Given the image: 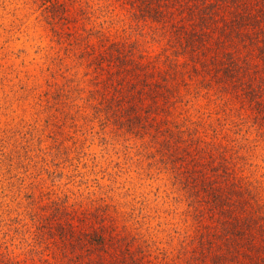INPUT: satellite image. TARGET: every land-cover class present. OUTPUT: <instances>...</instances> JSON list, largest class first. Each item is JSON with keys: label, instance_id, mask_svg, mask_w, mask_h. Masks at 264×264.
<instances>
[{"label": "trees", "instance_id": "1", "mask_svg": "<svg viewBox=\"0 0 264 264\" xmlns=\"http://www.w3.org/2000/svg\"><path fill=\"white\" fill-rule=\"evenodd\" d=\"M56 1L54 27L70 5ZM98 5L122 24L115 36L96 27L88 56L114 90L101 125L153 152L172 218L143 214L130 227L116 202L39 196L26 224L0 225V264H264V0ZM92 31L69 47L93 49ZM52 95L58 103L61 86Z\"/></svg>", "mask_w": 264, "mask_h": 264}, {"label": "rangeland", "instance_id": "2", "mask_svg": "<svg viewBox=\"0 0 264 264\" xmlns=\"http://www.w3.org/2000/svg\"><path fill=\"white\" fill-rule=\"evenodd\" d=\"M57 1L70 5L67 20L54 27L52 0H0V225L26 224L23 208L36 197L47 204L83 195L119 204L125 224L159 213L156 223L164 226L172 218L162 212L168 178L157 172L153 152L98 118L113 112L114 90L88 56H96V27L115 36L122 24L102 17L99 0ZM25 19L33 22L25 27ZM91 28L93 49L69 47ZM58 86L63 97L56 103ZM160 231L153 232L166 247Z\"/></svg>", "mask_w": 264, "mask_h": 264}, {"label": "clouds", "instance_id": "3", "mask_svg": "<svg viewBox=\"0 0 264 264\" xmlns=\"http://www.w3.org/2000/svg\"><path fill=\"white\" fill-rule=\"evenodd\" d=\"M46 6V5H45ZM97 6H99V5H97ZM42 10V9H41ZM35 15H39V13L38 12H36L35 13ZM24 25H25V27H27L29 24H31L33 21L31 20V19H25V20H23V21H21ZM99 119H103V115L101 114L99 117H98ZM128 225L130 226V227H137V225H135L132 221H128Z\"/></svg>", "mask_w": 264, "mask_h": 264}]
</instances>
